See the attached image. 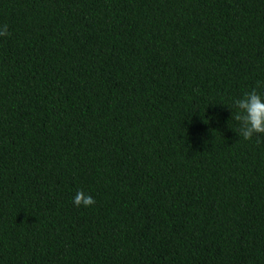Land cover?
Returning a JSON list of instances; mask_svg holds the SVG:
<instances>
[{"label":"trees","instance_id":"obj_1","mask_svg":"<svg viewBox=\"0 0 264 264\" xmlns=\"http://www.w3.org/2000/svg\"><path fill=\"white\" fill-rule=\"evenodd\" d=\"M4 24L0 264H264V134L231 108L264 95V0H0Z\"/></svg>","mask_w":264,"mask_h":264},{"label":"clouds","instance_id":"obj_2","mask_svg":"<svg viewBox=\"0 0 264 264\" xmlns=\"http://www.w3.org/2000/svg\"><path fill=\"white\" fill-rule=\"evenodd\" d=\"M10 35L7 24L0 26V36ZM261 82H257V88ZM257 88L245 92L242 98L234 100L231 108L235 109V120L239 128L235 129L244 140H250L254 135L264 134V95ZM233 116V115H232ZM76 206H91L95 203L94 197L84 190L77 191L73 198Z\"/></svg>","mask_w":264,"mask_h":264}]
</instances>
